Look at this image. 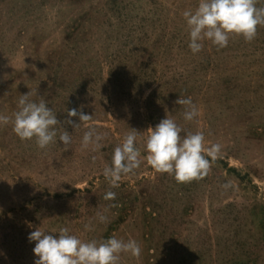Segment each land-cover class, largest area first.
<instances>
[{
	"label": "rangeland",
	"instance_id": "rangeland-1",
	"mask_svg": "<svg viewBox=\"0 0 264 264\" xmlns=\"http://www.w3.org/2000/svg\"><path fill=\"white\" fill-rule=\"evenodd\" d=\"M198 2L0 0V114L30 92L72 137L64 146L58 131L39 149L0 127V264H34L38 227L136 240L141 256L120 264H264V26L222 49L205 40L194 55L183 12ZM179 97L192 98L197 119L184 121ZM73 108L93 115L98 150L82 149L83 124L65 123ZM166 116L222 145L209 174L177 183L142 160L111 188L102 170L113 149L134 129L144 155L146 131Z\"/></svg>",
	"mask_w": 264,
	"mask_h": 264
},
{
	"label": "clouds",
	"instance_id": "clouds-1",
	"mask_svg": "<svg viewBox=\"0 0 264 264\" xmlns=\"http://www.w3.org/2000/svg\"><path fill=\"white\" fill-rule=\"evenodd\" d=\"M257 4L258 0H199L194 10L183 12L189 36L188 48L194 55L198 54L207 40L222 49L227 47L232 35L240 36L246 42L252 41L258 26H264V7ZM30 95L29 92L19 96L18 110L11 116L0 114V127L11 124L13 133L21 141L34 140L39 149L56 143L58 131L59 142L64 146L70 145L72 137L65 129H58L61 123L52 108L43 99L32 101ZM175 103L183 106L184 121L191 122L200 116V110L191 97H179ZM67 116L66 124H73L75 128L83 124L87 128L81 140L82 149L91 146L95 151L102 146L104 137L94 127L93 115L73 108L67 111ZM73 117L79 123H75ZM146 132L144 155L136 146L138 131L134 129L113 149L110 163L102 170L111 188H118L122 177L134 174L142 160H146L156 172L169 174L177 183H187L205 178L221 155V144L207 143L202 131H185L168 116ZM223 187H230V182ZM103 199L114 201L116 193L107 191ZM115 206L110 204L109 208ZM106 211L96 214V220L101 224L108 221ZM91 227L90 224L85 225V230H91ZM28 240L35 242L33 254L37 259L34 264H120L122 255L138 259L142 254L140 244L134 239L125 241L113 235L101 241H84L70 234L67 228H61L58 235H53L38 227L29 234Z\"/></svg>",
	"mask_w": 264,
	"mask_h": 264
}]
</instances>
